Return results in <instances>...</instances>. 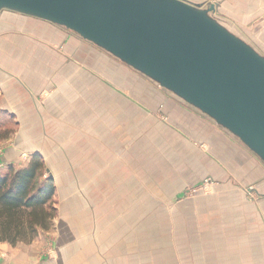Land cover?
<instances>
[{"label": "crops", "instance_id": "1", "mask_svg": "<svg viewBox=\"0 0 264 264\" xmlns=\"http://www.w3.org/2000/svg\"><path fill=\"white\" fill-rule=\"evenodd\" d=\"M189 1L217 3L214 14L239 27L264 23V0ZM5 113L18 133L3 159L39 156L54 175L58 205L70 212L53 218L51 239L40 230L30 243L0 242V264H174L176 209L159 200L206 175L234 185L186 205L190 264H264V163L93 43L46 20L1 10ZM240 154L248 158L243 165ZM252 158L259 172L250 169ZM256 174L263 179L253 189L259 197L248 200L245 187ZM51 241L55 256H40Z\"/></svg>", "mask_w": 264, "mask_h": 264}, {"label": "water", "instance_id": "2", "mask_svg": "<svg viewBox=\"0 0 264 264\" xmlns=\"http://www.w3.org/2000/svg\"><path fill=\"white\" fill-rule=\"evenodd\" d=\"M189 0H0L77 34L233 135L264 163V53Z\"/></svg>", "mask_w": 264, "mask_h": 264}, {"label": "rangeland", "instance_id": "3", "mask_svg": "<svg viewBox=\"0 0 264 264\" xmlns=\"http://www.w3.org/2000/svg\"><path fill=\"white\" fill-rule=\"evenodd\" d=\"M234 18V17H233ZM221 19H226L223 21L224 24H231L228 25L230 26V28L234 31L237 32L238 34H240L241 36L245 37L246 39H249V41L254 44V46L261 51L262 53H264V23H262L260 26L261 28L258 29L257 26L253 29L250 30V26L248 25H244V26H237L235 23L233 24L232 19L231 22L229 21L230 18H224V16L221 17ZM237 20H241V18H238ZM18 133V129L16 126V123L13 121V119L8 115V114H2L0 115V172H2L3 170H5L7 168V166H12L14 167V169L19 170L21 168L26 167L31 158L27 155V156H22L20 159H14V163L13 162H9L8 160L3 159L4 156V151L3 149L6 148V146L8 145V143L10 144L11 142H13V139L16 137L15 135ZM4 144V145H3ZM224 154L227 153V149H222ZM230 151V149H229ZM239 160H240V164L243 165L244 162H248V158L246 156H244L243 154H240L239 156ZM253 162H250V169H252L254 172H259L257 171V168L260 167V165L258 164L257 161H255L254 158H252ZM238 164V163H237ZM253 165V166H252ZM264 175V172H263ZM50 180L54 183V186L56 185V181H54V175L52 172H47L46 168L44 166L43 171L41 172V175L38 178V182L39 183H47V181ZM263 179H261L260 176H258L257 174L255 175V178L252 182H250L248 184L247 187H245V191H246V198H248V200H256L259 195L257 192L253 191L254 188L257 187V185H261L262 184ZM234 185V183H231L230 180L228 181H224V180H220V179H216L213 178L211 176H202L201 179H195L192 180L191 183H188L185 187H183L180 190V194L176 193V195L170 197V198H165L163 200H159L160 203L163 205V207L166 208H173L176 209V213H175V218H176V224H177V229H176V234H177V239L178 242H176V246L178 248V254H179V261L174 263V264H190V254H187V250H189V246L187 245L189 239L186 238L185 233H186V229L188 228V224L187 223V208L186 205L188 204H199L201 198H203L204 195H210L212 193H215V191L221 187V188H232ZM249 188L251 190H249ZM253 188V189H252ZM58 191L55 190L54 194H53V198L50 201V204L48 206L51 205L52 207V211H53V218H55L56 214L59 213H63L65 216L68 212V209L66 208V205L64 206H60L58 205L59 201H60V196H58ZM57 205V206H56ZM50 207V208H51ZM57 207V208H56ZM62 207V208H61ZM52 218V220H53ZM70 219V218H69ZM166 223H167V218H166ZM55 222H51V228L49 230H45L48 232H51V235L48 236V238L51 239V236L54 237V233L56 232V227H55ZM168 236V228L166 227L165 230H163L162 232V237H166ZM192 238H194L192 236ZM36 238H34L32 241H34ZM195 239H197L196 241L200 242L199 237H195ZM30 241V242H32ZM30 242H26V243H30ZM51 243V244H50ZM21 243H18L16 245H19ZM15 246V245H14ZM42 248V247H41ZM46 249L43 250L40 249L39 255H46L48 256H55V245L54 243L51 241L49 242V245L45 247ZM44 251V253L42 251ZM43 254H42V253ZM40 255V256H41ZM202 254L200 253H194L192 254V256H198V257H202ZM188 259V261H187ZM196 263H199L198 261Z\"/></svg>", "mask_w": 264, "mask_h": 264}, {"label": "trees", "instance_id": "4", "mask_svg": "<svg viewBox=\"0 0 264 264\" xmlns=\"http://www.w3.org/2000/svg\"><path fill=\"white\" fill-rule=\"evenodd\" d=\"M43 168V160L34 155L24 168L7 166L0 172V242H30L51 228L54 214L48 205L55 186L50 180L38 182Z\"/></svg>", "mask_w": 264, "mask_h": 264}, {"label": "built area", "instance_id": "5", "mask_svg": "<svg viewBox=\"0 0 264 264\" xmlns=\"http://www.w3.org/2000/svg\"><path fill=\"white\" fill-rule=\"evenodd\" d=\"M253 189V188H252Z\"/></svg>", "mask_w": 264, "mask_h": 264}]
</instances>
